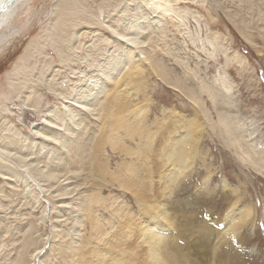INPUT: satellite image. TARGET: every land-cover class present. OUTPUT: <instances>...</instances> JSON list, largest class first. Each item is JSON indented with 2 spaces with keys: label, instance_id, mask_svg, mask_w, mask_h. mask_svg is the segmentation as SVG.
Here are the masks:
<instances>
[{
  "label": "bare ground",
  "instance_id": "obj_1",
  "mask_svg": "<svg viewBox=\"0 0 264 264\" xmlns=\"http://www.w3.org/2000/svg\"><path fill=\"white\" fill-rule=\"evenodd\" d=\"M60 1L61 6L68 11L58 16V22H68L64 18L70 15V24L67 26L71 28H67L73 29L75 33L67 50L71 52L70 57L72 51L79 49L80 38L76 33L80 32L77 27H81L84 22L89 26L97 23L125 45L127 66L114 52L113 56L112 53L107 54L104 66L98 61L91 68L97 60L93 56L100 50L97 46L104 42L102 39L94 40L90 48L83 47L81 55L76 56L87 71L79 75L77 68L73 69L77 81L65 77L69 83L67 91L60 88L63 79L45 80L47 91L67 101H63V109L48 110L47 115L43 114V123L34 131L30 146L25 147L22 137L14 132V127L4 125L2 129L0 157L12 155L31 174L40 177L38 182H47L49 179L62 185L64 181L60 183L61 174L70 184V180H74L69 175L80 178L81 182L84 179L81 198L72 199L71 204L68 202L73 204L68 212L75 214V218L70 217L71 221L64 226L72 228L69 238L60 230L62 222L53 224L51 264H264L262 251L250 244L257 229L258 210L249 201L247 187L243 183L230 185L224 176L220 177L218 186H211L210 183L215 171H211L206 162L209 156V150L203 146L206 136H214L217 141L220 138L226 146L225 151L230 148V152L236 154V165L241 170L248 168L254 171L255 174L247 175L251 185L264 180L263 157L260 154L256 156L250 146L242 145V128L235 125L228 109L221 106L223 101L219 102L220 98L228 99L226 82L219 80L220 84H215V80L209 87L211 94L206 92L217 110L216 124L209 126V129L204 121L197 117L187 118L174 109H163L160 118L155 117L149 122L150 101L147 97L143 101L139 100V95L145 92V71L152 70L154 61L148 60L144 48L157 27L154 29L150 26V18L143 24L132 21L142 6L163 19L169 12H175L171 5L173 0H141L142 5L137 3L135 9L129 11V26L123 32L112 28L113 19H106V22L100 19L101 10L95 16V23L90 21L88 18L92 15L86 13L82 0H70L68 5L63 4L66 0ZM19 2L21 0H0L1 30L9 28L8 24ZM145 23L147 25L143 26ZM14 33L16 31L11 34ZM3 39L0 38V42ZM52 39L50 47L56 54H61V45L58 44H62V41L60 43L59 39ZM209 40L206 42L214 52L215 44ZM31 44L26 48L27 53ZM33 53L28 55L34 57ZM38 71L41 75L40 68ZM30 73L23 70L19 74L26 76ZM161 73L165 75L164 71ZM193 100L196 105L193 107L200 108L197 99ZM26 101L28 103V99ZM29 101L31 103L28 105L36 107L34 100ZM82 116H91L95 120L96 129L90 145L86 141L90 139L89 136L84 137L85 127L80 120ZM67 120L69 122L65 123ZM54 144L63 150L61 158L58 150H53ZM31 156H34L33 159L26 161ZM40 164H43L40 167L51 166L44 172L36 169ZM2 167L1 164L0 169ZM198 167L204 171L199 183L196 179L200 173ZM4 170L9 173L14 171L9 167ZM67 187L65 185L56 190L57 198H60L57 200L62 203V207L56 211V219L63 217L62 213L69 208L65 207L70 194ZM110 190L118 191L123 199L129 200L131 206L127 207L120 196L115 198L116 195ZM188 191L192 192L190 200L187 198ZM105 192H108L107 198L103 195ZM216 192L222 195L221 201L226 206L222 211L220 208L219 212L205 205L212 201ZM44 244L40 248L34 246L35 250L29 257L25 253L24 260L21 259L23 264H32V259L43 249Z\"/></svg>",
  "mask_w": 264,
  "mask_h": 264
},
{
  "label": "rangeland",
  "instance_id": "obj_2",
  "mask_svg": "<svg viewBox=\"0 0 264 264\" xmlns=\"http://www.w3.org/2000/svg\"><path fill=\"white\" fill-rule=\"evenodd\" d=\"M59 1L21 0L15 8L17 10L13 19L8 24L9 30L18 33L12 35V31L0 29V33L2 32L0 38H4L0 42V136L3 134L4 125L12 126L14 132L22 137L25 147L31 145L29 142L33 141L31 138H34V131L42 125L43 114L47 115L48 110L63 109V101H67L60 100L56 94L47 91L45 80L63 79L59 85L61 89L67 91L69 83L65 77L77 81L73 76L76 73L72 70L77 68L79 75L80 72L87 71V68L85 69V66L76 59V56L81 55L83 47L90 48V43L96 39L104 41L97 46L100 50L94 54L93 57L97 60L92 63L91 68L98 64V61L104 66L107 54L112 53L113 56L114 52L127 66L125 45L115 40L103 25L95 23L96 14L99 15L98 11L102 12L100 19L105 22L106 19L109 21L113 19L112 28L117 32H123L129 26L127 24L131 17L129 11L135 9L137 3L142 5L141 0H82L86 13L92 15L91 19H88L93 20L95 24L92 27L84 22L81 27H77L80 32L76 33L80 38L79 49H77L78 53L72 51L73 55L70 57L71 52L68 53L67 50L73 42L75 33L73 29L67 28L70 24L69 14L67 19L64 18L68 22H61L62 24L58 22V16L68 11L61 6L62 1ZM69 1L66 0L63 4L68 5ZM171 5L175 12H167L163 19L158 17L157 13L142 6L141 11L132 21L135 24H143L150 21V18V26L154 29L157 27L144 48V52L147 53L145 56L150 61L154 60L155 64L153 65V61L152 70L145 71L146 87L143 88L145 92L139 95L140 101L146 97L150 101L149 122L155 117L160 118L163 109H174L187 118L197 117L204 121L209 129V126L216 124L217 110L214 109L207 93L211 94L209 87L215 80V84H220L219 80H224L228 99L220 98L219 102L223 101L221 106L228 109L227 112L235 125L242 128L244 138L242 145L250 146L256 152V156L260 154L264 159V0H173ZM146 25L147 23L143 26ZM52 38L59 39L60 43L62 41V44H58L61 45V54H56L50 47ZM207 39L215 44L214 52L207 44ZM29 44L31 47L28 53L34 52V57L26 52ZM63 59L66 60L60 63ZM148 63L151 64L149 61ZM23 70L29 73L32 70V73L22 76L19 73ZM162 71L165 75L161 73ZM24 78H27L25 83ZM193 98L197 99L200 108L193 107L196 106ZM27 99L28 103H31L29 100H34L33 103L38 108L28 105ZM224 104H227L226 107ZM92 118L82 116L80 119L85 127L84 137L88 135L90 138L86 140L87 145H90L96 129L95 120ZM67 122L69 120L65 123ZM57 146L54 144L53 150H58L61 158L63 150ZM203 146L209 150L206 162L209 163L211 171H215L211 178V186H218L220 177L224 176L230 185L237 186L243 183L247 187L249 201H252L258 210L257 229L250 244L257 246L264 254V180L256 181L254 186L251 185L247 175L255 174L254 171L248 168L245 171L241 170L239 165H236L238 159L236 154L230 152V148L225 151L226 146L220 138L217 141L214 136L212 138L206 136ZM107 154L110 155L109 152ZM2 157H0V166L1 164L3 166L0 169V264H23L21 259L24 260L26 254L29 257L35 247L40 248L42 243H45L43 249L41 248L42 250L32 259V264H51L53 258L50 243L53 224L62 222L60 230L67 239L69 238L72 228L64 226L71 221L70 217L75 218V214L72 215L68 210H71L70 207L73 205H70L72 199L81 198L80 191H83L84 179L81 182L80 178L69 175V178L72 177L74 180H70L72 182L70 184L61 174L60 183L64 181L62 185L56 183V180L49 179L47 182H38L41 180L40 177L31 174L14 157ZM33 157H28L26 161L32 160ZM198 163L200 165V162ZM42 165L40 164L36 169L45 172L51 166L40 167ZM8 167L14 171L11 173L5 171L4 169ZM199 171V176L196 177L198 183L204 174L201 168ZM65 185L68 186L66 190L70 192L68 197L66 196L65 207L69 208H66V214L62 213L63 217L56 219V211L62 207V203L57 200L60 198H57L56 190ZM108 192L103 194L105 198ZM111 192L116 195L115 198L120 196V199H123L118 191ZM213 197L212 201L205 205L212 211L219 212L220 208L221 211L224 210L226 206L221 201L222 195L216 192ZM187 198L188 200L192 198L191 191L187 192ZM123 200L127 207L131 206L129 200ZM40 216L41 218H38Z\"/></svg>",
  "mask_w": 264,
  "mask_h": 264
}]
</instances>
